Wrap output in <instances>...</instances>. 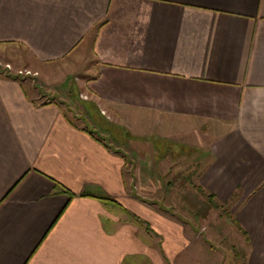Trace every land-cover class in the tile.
Segmentation results:
<instances>
[{"label": "crops", "instance_id": "1", "mask_svg": "<svg viewBox=\"0 0 264 264\" xmlns=\"http://www.w3.org/2000/svg\"><path fill=\"white\" fill-rule=\"evenodd\" d=\"M2 51L41 72L87 51L80 82L102 114L137 117L135 133L142 116L174 136L198 127V183L223 204L239 194L245 264H264V0H0ZM27 86L0 75V264L204 261L188 223L141 201L137 151L129 163L114 131Z\"/></svg>", "mask_w": 264, "mask_h": 264}, {"label": "rangeland", "instance_id": "2", "mask_svg": "<svg viewBox=\"0 0 264 264\" xmlns=\"http://www.w3.org/2000/svg\"><path fill=\"white\" fill-rule=\"evenodd\" d=\"M76 56L72 62L53 64L41 72L42 68L28 53L2 51L0 75L23 78L29 85L27 87L30 94L36 95V91L41 102L56 101L68 118L79 126L88 125L98 135H104L101 126L114 131L119 139V146L124 147L129 163L136 161L132 158V152L137 151L142 164L135 167H139L144 175L139 176L134 184L139 182L138 185L141 186V201L159 211H166L176 223H188L190 236H200L203 243L200 242L198 248L204 254V261H199V264H245L246 245L233 213L239 202V194L223 204L216 198H210V193L198 183L197 173L201 161L197 162L207 145L205 140L199 139L202 135L199 128L187 126L185 128L189 132L174 136L166 131H157L163 129L160 120L142 116L141 132L135 133L132 125L137 117L134 118L131 114L127 115L131 125L124 128L125 125L115 120V115L102 114L97 105L86 99L84 80L82 83L80 80L86 78L84 75L90 74V53L84 51ZM167 135L172 138L167 140ZM112 145L116 147L115 143ZM166 154L171 158L164 162L163 156ZM176 154H182V159H177L179 157ZM150 158L157 164L148 162ZM133 167L134 165L127 164L128 171L132 172ZM130 177L133 176H127V181L129 187H132ZM132 218L135 219L133 216ZM188 261L195 264L192 260Z\"/></svg>", "mask_w": 264, "mask_h": 264}, {"label": "trees", "instance_id": "3", "mask_svg": "<svg viewBox=\"0 0 264 264\" xmlns=\"http://www.w3.org/2000/svg\"><path fill=\"white\" fill-rule=\"evenodd\" d=\"M8 77H12V78H14V79H16V80H22L20 77H18V76H11V75H7ZM90 194H87V193H83V194H81V196L82 197H87V196H89ZM71 197H73V195L71 194L70 195ZM92 196V195H91ZM93 197H97L98 199H101V200H104V201H109V202H115V201H113L111 198H109V197H103V196H95V195H93ZM210 198H213V199H215V196H213L212 194H210ZM135 217V219L136 220H139V221H141V219L139 218V217H136V216H134Z\"/></svg>", "mask_w": 264, "mask_h": 264}, {"label": "built area", "instance_id": "4", "mask_svg": "<svg viewBox=\"0 0 264 264\" xmlns=\"http://www.w3.org/2000/svg\"><path fill=\"white\" fill-rule=\"evenodd\" d=\"M5 67L10 69V66L9 65H6Z\"/></svg>", "mask_w": 264, "mask_h": 264}]
</instances>
